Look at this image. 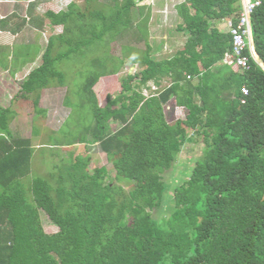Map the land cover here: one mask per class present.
Returning <instances> with one entry per match:
<instances>
[{
  "label": "trees",
  "instance_id": "1",
  "mask_svg": "<svg viewBox=\"0 0 264 264\" xmlns=\"http://www.w3.org/2000/svg\"><path fill=\"white\" fill-rule=\"evenodd\" d=\"M151 6L150 0H71L65 10L29 20L37 29L48 22L53 32L43 49L34 44L16 51L31 62L41 52L20 83V97L33 95V108L44 114L41 91L65 83L57 63L83 56L81 100L70 103L67 92L62 103L84 113L68 136L45 140L41 134V143L33 144L32 137H14L16 112L0 106V264H264V70L248 49L246 71L234 56L224 60L232 53L226 21L237 20L241 0H177L175 31L185 40L160 59L149 41ZM113 40L120 41V56L110 54ZM251 40L264 63V0L251 14ZM129 66L139 71L99 101V79ZM149 82L158 91L145 95ZM170 99L186 113L168 122ZM34 129L33 137L40 135ZM198 137L202 156L175 187L174 211L158 221L153 212L167 189L162 175L182 145ZM74 144L97 145L114 178L71 153L32 168L46 148ZM41 211L56 232H45Z\"/></svg>",
  "mask_w": 264,
  "mask_h": 264
},
{
  "label": "rangeland",
  "instance_id": "2",
  "mask_svg": "<svg viewBox=\"0 0 264 264\" xmlns=\"http://www.w3.org/2000/svg\"><path fill=\"white\" fill-rule=\"evenodd\" d=\"M26 1L27 0H20L15 3H1L0 11L6 13L10 8L17 6L18 8H16V11L20 15L22 14V16H26L27 12H25V7L31 4L30 0ZM69 1L70 0H37L33 3L36 8H40L38 10L35 8V11L37 10V14L41 16L46 10L60 11L65 9L66 2ZM159 1L160 0L150 1L152 11L149 24V41L152 47L159 49V51L154 53V56L158 59L171 55L176 49L178 50L182 48V44L185 40V35L183 33L175 31V26L179 23V20L175 21L171 17L170 10L168 9L172 8V6L176 4V1L169 0L168 5L166 2L158 4ZM160 8H163V10ZM15 23L17 26L21 27V30L15 37L0 35L1 44L10 42L13 43L11 47L8 45L0 46V66L2 67L0 68V73L5 70L3 67H6V69L8 67L6 73L3 72L2 75H0V106H9L16 112V117L10 125V129L14 134V137H32L33 144L41 143V134L44 136L45 140H49V138H53V136L60 137L61 139L65 136L63 133L68 136V132L72 133V129L75 128L74 126H78V121L80 117L83 116L84 111H81L79 108L74 109L72 105H68V109H73L74 113L70 115L67 119V123L64 125L69 110L63 105L62 101L68 92L67 95L69 97L68 99L71 100L70 103L80 102L81 98L79 92L81 91V86L84 80V70H82L81 67L85 64V58L82 56L77 61L74 58L69 60L65 59L57 63V68L63 72L65 83L63 87H49L41 91L38 108L45 111V113L42 114L33 108V95H29L28 98H22L20 97L19 91L20 83L25 77V74L29 71V69L37 66L40 63V59L35 61L34 57L33 60L35 62H31L32 58H28L30 55H19L16 51L18 48H22L23 44L28 43H39L40 48L43 49L45 47V43L41 39H46L47 36L53 32V29L48 27V22H46L45 27L38 30L30 28L28 25L24 27L21 17H17ZM60 30L61 28H58L56 32H59ZM29 46H31V44ZM253 50L254 49L252 47V52L255 54ZM14 53L16 54L15 58L13 61H10L12 57L11 55H14ZM110 54L120 56V41L113 40L111 42ZM89 55H91V53H89ZM20 65L23 68L19 67ZM16 66L19 68L15 70ZM11 70L12 73H10ZM138 71L139 68L129 66L127 68H122V70L116 75L104 76L100 78L95 88L98 100L102 101L105 99L107 94H115L118 92L120 90L121 79H123L127 73L133 74ZM167 84L168 80L161 81V86H165ZM148 86H150L149 89L143 90L145 95L158 91L151 82L148 83ZM164 113L167 121L171 122L176 118H183L186 110L176 107L175 101L170 99L164 105ZM87 117H89V114L86 115V120H83V122H89L90 119ZM63 125V131H56L62 128ZM34 127H36L40 133V135H36V137L38 136L37 138L33 137V131L35 130ZM115 128H117V125L113 124L112 129ZM51 130H55V132L51 133ZM202 152L203 143L200 137H198V139L194 142H186L182 145L181 151L176 155L172 166L162 175V179L167 189L161 206L156 208L153 212V218L158 221H162L168 218L174 211V189L189 178L190 172L196 162L201 158ZM69 153L77 155L80 158L89 157L90 163L88 165V169L93 170L104 166L111 178H114L115 172L111 163L107 160V156L98 148L97 145L85 146V148H83L82 144H74L71 147L57 146L53 148H46V152L43 154L42 158L39 156L36 157L37 162L32 164V168H38L40 166V160H45L46 162H51L52 160L53 163H57L59 160H67ZM45 170H47L46 167L42 166V170L39 172L45 174ZM33 175L35 176L36 174ZM119 184L126 190L130 188V185L126 182H120ZM40 218L45 232H56L58 228L49 223L46 214L42 211L40 213Z\"/></svg>",
  "mask_w": 264,
  "mask_h": 264
},
{
  "label": "built area",
  "instance_id": "3",
  "mask_svg": "<svg viewBox=\"0 0 264 264\" xmlns=\"http://www.w3.org/2000/svg\"><path fill=\"white\" fill-rule=\"evenodd\" d=\"M171 1V0H170ZM177 1V0H175ZM260 4V0H242V10L234 22L233 19H228L226 25L229 28L232 42V53H226L224 60L235 59V65L242 71L250 68L249 56L244 55L246 49L249 50L250 57L264 70V63L252 52L251 47V14L255 7ZM243 94H247V89H242Z\"/></svg>",
  "mask_w": 264,
  "mask_h": 264
},
{
  "label": "crops",
  "instance_id": "4",
  "mask_svg": "<svg viewBox=\"0 0 264 264\" xmlns=\"http://www.w3.org/2000/svg\"><path fill=\"white\" fill-rule=\"evenodd\" d=\"M16 1H20V0H0V4L1 3H3V4H6V3H15ZM28 1V0H27ZM26 1V2H27ZM37 0H30V3L31 4H29L28 6H26L25 8H26V10H25V12H27V14H26V16H22V14L20 15L16 10V8H18L17 6H14V7H12V8H10L6 13H4V12H1L0 11V21L1 20H4V21H7L8 23V27L7 28H2V27H0V35H8V36H16L17 34H18V32L21 30V27H20V30L19 31H13V29L15 28V27H17L16 26V23H15V21H16V18L17 17H21L22 19H25V21H24V27H26L27 25L28 26H30V28H32V29H34V30H38L37 28H36V26H34V25H32L30 22H29V20H31V19H33V18H35V19H37L38 17H42L43 15H41V16H39L38 14H37V10L38 9H40V8H36V6H35V4L33 3V2H36ZM42 1V0H41ZM51 1V0H50ZM151 1V0H150ZM69 2H71V0L69 1ZM69 2H66V6L69 4ZM160 3H162L161 2V0L158 2V4H160ZM168 5V4H167ZM65 6V7H66ZM157 6V5H156ZM241 6H242V0H241ZM152 7V6H151ZM35 8L37 9L36 11H35ZM27 9H28V11H27ZM66 9V8H65ZM65 9H63V10H65ZM152 9V8H151ZM161 10H163V8H160ZM169 10H170V15H171V17L175 20V21H177V20H179V18L177 17V15H176V13H177V11H176V9L175 8H168ZM240 10H242V8L240 9ZM47 11V10H46ZM45 11V12H46ZM52 11H54V10H52ZM60 11H62V10H60ZM152 11V10H151ZM54 12H58V11H54ZM44 14V13H43ZM179 23H180V20H179ZM178 23V24H179ZM219 26V28L220 29H223V27L225 26L224 25V22L223 23H221L220 25H218ZM59 27H57L56 28V31H57V29H58ZM0 38H1V36H0ZM45 44H46V39H41ZM41 40H40V43H41ZM13 43L12 42H10V43H5V44H1V42H0V46L1 45H5V46H9V47H11V45H12ZM31 45H34V44H32V43H30ZM29 43L28 44H23L24 46H29L30 45ZM35 44H38L39 45V43H35ZM251 47H253L252 46V43H251ZM254 51V50H253ZM256 55V54H255ZM10 56V55H9ZM9 56H8V58H9ZM12 57H11V60L10 61H13V59L15 58V55H11ZM40 56H41V52L35 57V61L37 60H39L40 59ZM257 56V55H256ZM34 61V62H35ZM32 64H34V63H32ZM24 66V65H23ZM20 67H21V65H20ZM0 68H2L1 66H0ZM5 70L4 71H2L1 73H0V75H2V73L4 72V73H6V71H7V69H8V67H7V69H6V67H3ZM21 68H23V67H21ZM31 69H29V71H30ZM28 71V72H29ZM27 72V73H28ZM10 73H12V70L10 71ZM14 73H16V72H14ZM26 73V74H27ZM25 74V75H26ZM243 88H245V87H243ZM242 88V89H243ZM176 106V105H175ZM177 107V106H176Z\"/></svg>",
  "mask_w": 264,
  "mask_h": 264
},
{
  "label": "bare ground",
  "instance_id": "5",
  "mask_svg": "<svg viewBox=\"0 0 264 264\" xmlns=\"http://www.w3.org/2000/svg\"><path fill=\"white\" fill-rule=\"evenodd\" d=\"M247 93H248V91H247ZM244 95H247V94H244Z\"/></svg>",
  "mask_w": 264,
  "mask_h": 264
}]
</instances>
